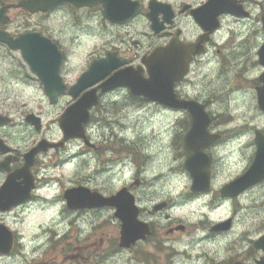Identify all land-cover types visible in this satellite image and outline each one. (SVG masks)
Masks as SVG:
<instances>
[{"label":"flooded vegetation","instance_id":"1","mask_svg":"<svg viewBox=\"0 0 264 264\" xmlns=\"http://www.w3.org/2000/svg\"><path fill=\"white\" fill-rule=\"evenodd\" d=\"M78 1L80 6L62 3L44 13L31 14L22 9H10L7 11V24L0 23V30L13 38L25 33H40L43 38L54 43L63 55L60 76L65 81L62 76L64 49L60 38L55 35L47 21L65 9L71 10L77 15V48L87 42L94 43L91 51L85 56L88 63L78 77L94 62L105 60L100 67L115 66L90 89L95 90L97 103L88 111L89 122L83 127L82 136L80 134L79 138L64 140L59 128V119L87 90L80 92L76 97L66 93L58 97L53 104L45 95L47 108L41 114L26 112V109L15 111L11 105L6 104L11 101L9 97L1 99L0 264H98L95 244H78L71 247L65 243L64 234H57V227L51 229L43 227L42 224L37 227H25V218L32 220L38 213L48 212L50 204L54 208L58 207L63 213L86 215L102 212L86 208L68 211L63 201V193L66 190L63 184L60 197H50L51 192L56 193L61 187L51 169L66 163L71 164V161L74 162L86 154H94L101 148V141L106 142L115 137L114 132L98 133L96 128L109 121L112 116L106 107L132 105L140 111L138 108L145 104L156 105L162 112L182 117L184 120L180 131L165 130L156 136V139L165 145H161V149L156 153L158 158L155 166L160 170L159 175L153 176L151 181L162 180L167 169L170 172L176 167L182 173L176 170L172 175L168 174L170 178H174L171 183L186 179L188 189H183L177 197L164 189L154 192L145 189L146 176L143 177L142 160L145 155L138 151L139 146L135 138L122 137L123 144L131 151L126 160L108 161V169H135L132 180L123 177L120 188L127 192L123 199L132 198L138 210L136 224H147L149 233L125 248L119 247V239L116 237L113 243L116 253L134 255V259L146 264L147 259L156 258L161 246L173 248L181 235H187L191 248L199 243L219 246L222 256L218 260H204L206 263L264 264V210L245 213L241 217L240 211L232 209L235 203L240 206V200H250L248 195L251 191L255 192L258 187L264 188V179L237 196H222V190L227 185L248 172L257 152V138L264 136V131L255 127L237 133L221 130L216 126L221 115L212 111L215 106H219L212 99L213 90L191 89L224 87V76L228 71L238 73L245 68L248 70L246 73L263 74L264 68L259 59L262 58L261 54H264V0H116V11L108 10L113 6L114 0ZM8 4L12 2L5 3L0 0V8ZM13 10H20L27 16L42 15L45 17L44 23L42 26L14 25L9 16V12ZM0 50L11 59L17 60L18 57V64L21 66L19 76H23L26 83L29 78L33 81V76L28 73L18 52L10 51L1 43ZM156 50L166 51L160 53L156 64L159 67L166 66L173 74L172 93L176 100L192 101L202 106L209 119L206 131L198 134L201 140L195 144L197 146L204 138L207 142H204L200 156L194 157L192 164L188 165L190 170L185 169L188 158L184 150V140L191 129L188 111L161 106L160 103H149L141 96L132 95L128 88L123 94V87L103 90L111 77L125 70L140 82L144 81L147 77L145 60ZM168 53L170 60L164 61L163 57ZM253 85L254 92L262 86L258 77ZM255 102L258 111L264 114V110L258 107L256 93ZM49 107L52 109L50 112L53 118L49 123H45L44 118L50 114H45ZM32 114L40 120L38 129L27 121L28 116ZM10 138L15 139L17 143L10 142ZM42 143L41 150L34 153ZM20 146H23L24 150H21ZM220 152H223V155H220ZM236 154L241 157L237 158ZM230 161H233L234 166ZM238 162L243 163L236 167ZM41 172H45V175H41ZM49 185H57V188L52 191ZM82 186L84 185L75 183L70 187ZM196 187L204 190L197 192L193 189ZM115 192L106 195L111 196ZM205 196L209 199L205 200ZM60 202L61 207L58 206ZM181 204H194L199 208L190 210L191 216L199 213L198 222L188 223L174 216V213L183 207ZM225 204L229 205L231 212L226 218H221L220 211ZM106 212L114 218V208H107ZM114 220L119 233L120 222L115 218ZM227 220L228 228H215ZM196 225H202V228ZM197 232H202L203 235L197 236ZM194 243L196 244L193 246ZM144 252L146 257L142 256ZM178 262L174 259L168 260L169 264ZM190 262L186 260L187 264Z\"/></svg>","mask_w":264,"mask_h":264},{"label":"rangeland","instance_id":"2","mask_svg":"<svg viewBox=\"0 0 264 264\" xmlns=\"http://www.w3.org/2000/svg\"><path fill=\"white\" fill-rule=\"evenodd\" d=\"M3 1L5 3H15L19 0ZM9 16L13 21L12 24L17 26H42L45 19L42 15L27 16V14H24L20 10L10 11ZM76 18L75 12L65 9L56 16H51L47 21L49 27L54 30L55 35L60 38L64 49L65 61L62 67V76H64L65 83L68 85L75 82L82 68L88 63L85 56L94 45V43L90 44V42H87L86 45L77 48L75 42L77 34L75 26L77 24ZM16 59H11L3 50H0V101L3 97H9L11 101L6 104L11 105L15 111L26 109V112L31 111L34 114H41L47 108V104L39 102L35 95L29 98L27 102L19 99L25 93L26 88L24 87L28 86L38 88L44 97L45 94L38 81H31L29 78V82L26 83L24 81L25 78L19 76L21 66L18 64V57ZM247 71L244 68L238 71V73L233 71L226 72L224 76L225 81L223 82L224 87H191L193 90L196 88H209L213 90L212 99L219 106H215L212 111L221 115L220 122L216 126L223 131L226 129L227 133L246 132L254 127L264 131V114L258 111L255 102V92L252 90V87H254L253 82L257 80L259 74L258 72L246 73ZM215 80H217V76ZM136 108L132 105H129V107H122L120 105L117 108L106 107L107 112H111L112 116L109 121L101 123L96 128L98 129V133L114 132L115 137L106 142L101 141L100 145L102 146H100L101 148L98 152L86 154L80 159H75L74 162L71 161V164L66 163L58 168L51 169L52 172L54 171V178L58 180L60 186L63 184L68 188L78 183L90 189H95L102 194H110L120 188L123 177L129 178V181H131L132 175L135 172L133 167L126 169V171L117 167L108 169L107 163L108 161L113 162V160L119 159L126 160L127 154L131 149L125 147L126 144H123L124 139L121 138L131 137L136 139L139 146L138 151L142 155H145L142 158L144 163L143 177L146 176L145 189L151 192L164 189L165 192L174 194L176 197L181 194L183 189H188L186 179L171 183L174 178H170L168 174L172 175L179 169L176 167L170 172L167 169L163 174L162 180L151 181L153 176L159 175L158 172L160 170V168L155 166V161L158 158V154L156 153L161 149V145H165L157 140L156 136L165 130L166 132L180 131L183 126L182 122H184L183 118L166 114L158 106L152 104L143 105L141 108H138L140 111H137ZM52 118V112H50L49 116L44 118L45 123H49ZM141 144L143 145L140 146ZM220 155H223V152H220ZM236 156L237 158L241 157L239 154H236ZM230 163L234 166L233 161H230ZM242 163L238 162L236 167H239ZM178 172L182 173L179 170ZM56 188L57 185H53L51 190L55 191ZM61 188L62 186L58 192H51L49 196L60 197ZM251 192L248 195L250 200L246 198L242 199L240 200V206L235 203L232 208L235 211H240L241 217L245 213L264 210V188L258 187L255 189V192ZM181 205L183 207L174 213V216L178 217V220L182 219L183 221H188V223L189 221L192 223L198 222L197 217L199 213L192 214L191 216L190 210L199 208L196 205L194 206V204ZM58 206L61 207V202L60 204L58 203ZM230 212L229 205L225 204L220 211L222 213L220 215L221 218H226ZM210 217L212 218V216ZM112 218L106 210L98 213L77 215L63 213L58 207L54 208L50 204L48 212L44 214L38 213L37 217L32 220L25 218L24 226L31 228L42 224L46 228L53 229L57 227V234H64L65 243L71 245V247L78 244H95L98 264H142L141 261L134 259V255L116 253V250H114L113 243H115V238L118 237V231L115 220ZM80 224L90 226L91 231L86 232L85 228L79 226ZM196 227L202 228V225H196ZM112 239H114L113 242ZM189 240L187 235H181L173 248L161 246L156 258L153 259L151 257L147 259L146 264H169L168 260L170 259L179 261L174 264H187L186 260L191 261L189 264H214L212 262L206 263L204 260H218L222 256V251L217 244H207V246L206 244L199 243L198 246H194L196 244L194 243V247L191 248ZM160 255L162 257H159ZM142 256L146 257L145 252L142 253ZM156 261L158 262L156 263Z\"/></svg>","mask_w":264,"mask_h":264},{"label":"water","instance_id":"3","mask_svg":"<svg viewBox=\"0 0 264 264\" xmlns=\"http://www.w3.org/2000/svg\"><path fill=\"white\" fill-rule=\"evenodd\" d=\"M62 2H69L76 6H80L78 0H24L16 5V7H23L29 12L46 11L54 5ZM112 4V3H109ZM117 1H113V6L108 10L116 11ZM9 7L0 9V23H5L7 17L5 12ZM0 43L5 44L11 51H19L21 59L27 65L29 71L37 77L42 83L45 94L49 97L50 103L53 104L55 100L68 92L72 97H76L80 92L91 88L95 85L107 72L111 71L115 66L109 65L100 67V62H94L89 69L81 75L76 84L68 88L63 84L59 76V67L61 64L62 56L59 53L56 45L49 40L43 38L41 34H24L13 39L6 32L0 31ZM160 50L155 51L150 55L145 62L148 78L140 82L134 78L132 74L123 71L115 74L105 84L103 90H111L117 86H126L130 89L131 93L135 96H142L148 101L158 102L168 107H177L189 111L191 129L184 140V150L187 154V162L185 168L189 169L190 164L193 162L194 157L200 156V151L204 142V138L197 146L196 142L201 140L198 136L204 133L209 123V119L203 112V107L193 102H185L176 100L172 93V73L168 69H163L156 65L157 56ZM163 53V52H162ZM261 63L264 65V54L262 53ZM170 54H165V59L170 60ZM104 64V63H103ZM102 64V65H103ZM263 85L257 89L258 106L264 110V73L260 77ZM97 99L95 90L86 92L78 101L65 110V113L59 119V127L64 135V140L79 138L82 136L83 126L88 124L89 115L88 110L96 105ZM27 121L32 123L37 129L39 128V119L34 115H29ZM42 144L39 148L34 150V153L40 151ZM264 178V137L258 136L257 138V152L255 160L249 172L242 178L227 185L222 190V196H236L245 188L261 181ZM200 189L204 190V188ZM194 190H199L194 188ZM127 196L124 189L117 192L111 198H105L97 192L91 193L86 188H73L65 192L64 198L69 209L77 208H101L105 206L117 207L116 217L122 222L120 232V246L127 247L134 241L144 238L147 233L145 227L139 226L134 223L136 212L133 210V200L123 199ZM128 206L130 210L126 212ZM221 226V225H219ZM224 226V224H222Z\"/></svg>","mask_w":264,"mask_h":264},{"label":"clouds","instance_id":"4","mask_svg":"<svg viewBox=\"0 0 264 264\" xmlns=\"http://www.w3.org/2000/svg\"><path fill=\"white\" fill-rule=\"evenodd\" d=\"M193 27L195 28L194 25H193ZM126 92H127V88L123 87L121 94L126 93ZM33 95H35L38 98L39 102L47 104V98L44 97L43 94L40 92V90L38 88L34 87V86H28L26 88V90H25L24 95L21 96L19 99L22 100V101L27 102L29 100V98H31ZM50 111H52L51 107H49V109L46 111L45 114L47 115ZM10 142L17 143V141L15 139H11V138H10ZM20 147H21V150H24L23 146H20ZM0 175H2V173H0ZM41 175H45V172H41ZM48 187H52V186L49 185ZM0 191H2V188H0ZM207 199H209V197L205 196V200H207ZM161 222L163 223L165 221H161ZM79 226L82 227V228H85L86 232L91 231V227L90 226H85L83 224H80ZM196 235L197 236L203 235V233L202 232H197Z\"/></svg>","mask_w":264,"mask_h":264}]
</instances>
